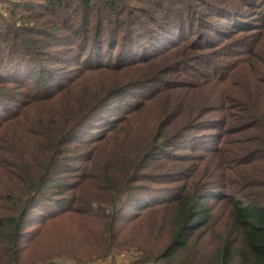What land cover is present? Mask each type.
<instances>
[{"label": "trees", "instance_id": "trees-1", "mask_svg": "<svg viewBox=\"0 0 264 264\" xmlns=\"http://www.w3.org/2000/svg\"><path fill=\"white\" fill-rule=\"evenodd\" d=\"M0 1V264L71 211L78 263L264 264V0Z\"/></svg>", "mask_w": 264, "mask_h": 264}, {"label": "rangeland", "instance_id": "rangeland-1", "mask_svg": "<svg viewBox=\"0 0 264 264\" xmlns=\"http://www.w3.org/2000/svg\"><path fill=\"white\" fill-rule=\"evenodd\" d=\"M2 2L0 1V8L2 7ZM5 5V3H4ZM264 6V5H263ZM5 11V7H2ZM179 78V77H176ZM189 80V77H188ZM157 87H162L163 83L158 82ZM162 104L159 105V107ZM236 113V111H234ZM219 116L220 111L216 112ZM211 116L210 114L205 115V117ZM215 129V128H213ZM212 129V130H213ZM210 144L214 146H221L220 140L209 139ZM191 152L190 160L186 163H176L175 167L179 170L181 169H191L195 165L200 164L199 171L204 172V166H207L205 160V154L207 151L204 149L196 148ZM76 168H82L80 165ZM67 180H72V177ZM163 182V181H162ZM181 182V181H179ZM167 185L176 184L175 181L165 182ZM103 207L92 208V212H101L105 208ZM140 211V209H138ZM147 212V211H144ZM141 212L139 215H134L137 218L144 217L147 214ZM134 211L131 209L126 210V214L131 215ZM79 214L75 211L67 212L61 216L55 217L53 220L46 222L44 225L40 226L38 223H33L28 226L29 239L27 248L23 251L24 264H89L93 262H100L103 264H131L130 261L138 253L136 249L130 251H123L118 253H111L107 257L94 258L88 263H78V259H84L91 256L89 252L84 251V242L80 237L75 236V220L77 221ZM40 226V227H39ZM25 240V241H26ZM81 257V258H78Z\"/></svg>", "mask_w": 264, "mask_h": 264}, {"label": "built area", "instance_id": "built-area-1", "mask_svg": "<svg viewBox=\"0 0 264 264\" xmlns=\"http://www.w3.org/2000/svg\"><path fill=\"white\" fill-rule=\"evenodd\" d=\"M96 264H101V263H96ZM153 264H162V263H153Z\"/></svg>", "mask_w": 264, "mask_h": 264}]
</instances>
